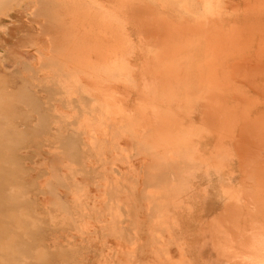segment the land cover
I'll return each instance as SVG.
<instances>
[{
  "label": "rangeland",
  "instance_id": "1",
  "mask_svg": "<svg viewBox=\"0 0 264 264\" xmlns=\"http://www.w3.org/2000/svg\"><path fill=\"white\" fill-rule=\"evenodd\" d=\"M0 264H264V0H0Z\"/></svg>",
  "mask_w": 264,
  "mask_h": 264
}]
</instances>
